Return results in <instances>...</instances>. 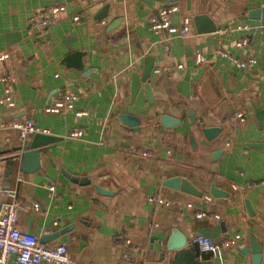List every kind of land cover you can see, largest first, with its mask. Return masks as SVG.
Wrapping results in <instances>:
<instances>
[{"label":"crops","instance_id":"obj_1","mask_svg":"<svg viewBox=\"0 0 264 264\" xmlns=\"http://www.w3.org/2000/svg\"><path fill=\"white\" fill-rule=\"evenodd\" d=\"M56 1L65 10L40 44L30 20L53 0H0V53L9 55L0 76L14 101L0 104V121L30 118L60 138L39 147L35 169L28 161L23 170L25 150L14 148L33 135L22 142L15 130L0 129V192L15 191L20 230L93 264H253V237L264 264V0ZM169 4L177 6L173 25L190 19L187 33L149 29ZM74 15H82L78 24ZM198 15L215 30L205 31L203 22L200 31ZM249 59L255 63L238 65ZM134 78L145 80L132 97ZM60 92L78 95L65 116L45 111ZM121 114L140 123L128 126ZM162 114L180 123L165 128ZM212 126L223 129L208 141L201 129ZM74 130L81 134L69 135ZM174 176L201 195L162 184ZM92 182L112 194L98 193ZM255 182L261 185L245 187ZM211 184L227 195H211ZM5 201L0 195V210ZM197 234L238 238L201 263ZM9 264L17 263L12 257Z\"/></svg>","mask_w":264,"mask_h":264},{"label":"built area","instance_id":"obj_2","mask_svg":"<svg viewBox=\"0 0 264 264\" xmlns=\"http://www.w3.org/2000/svg\"><path fill=\"white\" fill-rule=\"evenodd\" d=\"M65 6L59 1L53 0V4L44 9L40 13L32 16L30 20V28L33 32V39L37 43H44L50 31L51 25L56 23L57 14L64 11ZM177 10L175 4H169L157 11L149 21V29L158 33L166 30L169 33L183 34L190 30V19L184 18L181 26L173 25L169 17ZM82 15H74L72 21L74 24L80 22ZM247 42L246 39L241 40L237 45H242ZM7 52L0 53V61L8 58ZM200 55H196V62H200ZM255 63L254 59L246 61H239L240 67H247L248 64ZM57 76V75H56ZM0 82L4 83V92L0 96V104H5L9 107L14 105L11 96V88L8 85V78L0 76ZM78 100V95L73 92H60L51 100L45 107V111L55 113L60 116H65L74 108V103ZM83 112H76L80 116ZM242 115H236L234 118H242ZM0 129L15 130L20 141H24L28 136L36 133H46L45 130L38 127L32 119H11L8 121H0ZM81 134L80 130H74L69 133L72 136ZM8 141L7 138H4ZM141 154L145 156H153L151 152L143 151ZM260 183H247L245 187L258 186ZM261 185V184H260ZM49 190H54V186H48ZM0 195L6 198V201L1 204L0 210V264H9L13 257L17 264H39L41 262H48L52 264H93L91 262H76L72 260L67 253L64 245L59 244L54 247H48L41 244L39 240L32 234L20 230L17 224L18 218V203L16 201V194L14 190H6L0 192ZM152 202L165 203L163 199L149 198ZM37 206V205H36ZM204 212H196L197 217L204 216ZM238 235L233 238L223 239L221 241L213 240L209 235L197 234L192 241L198 247V259L201 263H206L210 257L215 258L222 248L230 247L236 244ZM128 243V242H126Z\"/></svg>","mask_w":264,"mask_h":264},{"label":"water","instance_id":"obj_3","mask_svg":"<svg viewBox=\"0 0 264 264\" xmlns=\"http://www.w3.org/2000/svg\"><path fill=\"white\" fill-rule=\"evenodd\" d=\"M194 22L200 31H202V29H200V25L203 22H208V28H206L207 30H205V31L210 32V31L215 30V26L211 23V20L208 18V16H205V15L204 16L203 15L195 16ZM150 70H151V66H149L148 72L146 75L149 74ZM209 75H210V80H211L212 84L217 87L219 92L222 91V88H221L218 80L215 78V76L211 72H209ZM140 80L144 81L145 78H142V79L134 78V81L132 83V97H134L136 92L138 91V88L140 86ZM146 88H147V85H146ZM260 113L264 114V109L260 110ZM119 117H120V120L124 124L131 126V127H134L140 123L137 117L130 115V114H121ZM160 121H161V124L165 128H168V129H170V128H172V127H174L180 123L179 118H175L169 114H162L160 116ZM222 129L223 128L220 126H212V127H205L203 129H201V132H202L203 136L205 137V139L210 141L214 137H216L218 135V133L222 131ZM59 139L60 138L57 136H53V135H49V134H43V133H36L33 135V138L29 143L22 145V146H19L17 148H14V150H25L22 154V167H23L22 169L26 170L24 163L26 165V163L28 161H31L30 167H33L35 169L37 167V165L34 164L33 157H35V155L38 153L39 147H41L43 145L51 144L53 142L58 141ZM191 140H192V138H191ZM18 158H19V156L16 155L15 159H18ZM92 184L98 193H101L104 195H111L112 194L111 191L103 188L101 185L96 184L95 182H92ZM162 184L165 186H168L170 188L178 189L180 191L190 193V194H193L196 196L201 195L199 190L189 180H187L186 178L179 177V176L167 178L162 182ZM209 192L211 195H213L215 197L227 195L226 192L217 188L213 184H211ZM245 205H246L248 212L251 214L252 209H251V206L249 205V202L247 200L245 201ZM250 240H251L252 251H253V264H259L260 258H261L260 246L253 239V237H251ZM196 247H197V245L195 244V248ZM168 249L173 250L174 248H168ZM195 254H196V256H198L197 251H195Z\"/></svg>","mask_w":264,"mask_h":264}]
</instances>
